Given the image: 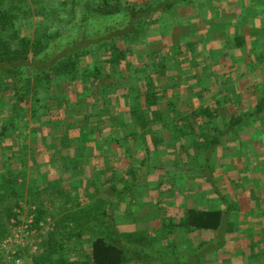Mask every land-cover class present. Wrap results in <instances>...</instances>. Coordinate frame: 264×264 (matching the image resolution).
Listing matches in <instances>:
<instances>
[{
    "label": "crops",
    "instance_id": "crops-1",
    "mask_svg": "<svg viewBox=\"0 0 264 264\" xmlns=\"http://www.w3.org/2000/svg\"><path fill=\"white\" fill-rule=\"evenodd\" d=\"M152 1L160 0H146ZM168 1L177 0H163ZM182 1L173 2L172 6L163 4L164 7L156 12L155 18L161 14L157 19L164 16V20L168 21H164L162 27L152 28L147 45H140L141 49L132 56V63L142 68L144 75L158 86L156 94L159 102L150 110L146 109L145 118L141 120L143 122L136 124L134 120L132 121L131 115L123 114L125 117L123 123L119 101L116 105L102 107L94 100H86L85 111L76 114L74 108L68 105L66 110V106L61 107L60 100L54 98L50 102L54 106L48 110V113H52L51 118H46L44 122H36L39 129L35 123L36 133L39 135L37 140L32 141L34 165L31 166L30 174L35 180L34 186L42 189V193H51L53 198V201L47 198L36 200L38 206L41 203L43 208L49 209L50 204L49 211L56 215L58 207L55 205H63L66 200L68 202L66 207L73 206V209L68 211L73 215L79 216L78 207L86 211L80 215L81 219L77 217L74 220L88 223L91 218L105 216L102 213L87 215L92 200L98 197L103 200L104 193L110 192L112 195L109 202L119 203L117 191L125 184L124 180L130 179V175H137L134 171L137 166H133V160L145 161L147 156L151 161H156L163 155L168 159L171 153L175 166L186 165L190 161H196V158L208 157L207 155L210 157L220 144L224 154L227 153L225 149L229 151L232 149V143L239 137L238 132L234 130L238 122L254 121L253 124H256V117L247 114L255 108H262L264 111V52L253 56L256 61L254 64L251 61L249 64L244 63L242 53H247L239 50L238 45L241 41H234V37L225 33L231 25H236L235 21L241 13L246 15L255 10L259 16H264V4L262 7H254V4L250 6V0ZM165 23H169V27ZM257 23L256 20L251 25H243V32L247 28L256 33L255 38H260L258 33H261L263 28L262 26L258 28ZM249 46L252 45H245L248 48ZM186 47L194 49L191 56L183 55ZM207 50L212 52V56ZM203 54H207L209 60H206ZM246 79L251 80L247 84L240 82ZM120 80L127 84L126 76L118 78V82ZM110 81V78H102L100 83L106 85ZM70 89L66 88L65 93H68L66 95H71ZM67 98L75 105L72 97ZM118 114L119 119L115 120ZM35 137L37 135L33 134L31 140ZM22 141L23 139L19 144ZM29 142H22L23 151L29 148ZM259 144L260 141L255 142L256 146ZM169 146H173L174 150L168 149ZM23 151L19 152L22 154ZM16 159L20 162V156ZM206 164L207 161L203 165ZM228 165L225 167L224 164L216 173L220 174L219 181L222 178L225 180V175L231 181V176L236 175L231 164L230 167ZM209 167L212 168V164L204 167L200 183L214 184L213 174L208 171ZM121 169L123 172H120ZM1 170L3 171V168H0V172ZM214 187L210 188L208 196L199 194L198 207L194 208L207 209L205 207L213 205L216 199L229 197L225 182L220 188L215 185ZM112 199L114 201H110ZM199 200L202 202L199 203ZM16 205L15 203L12 208ZM229 205L231 207L226 205L216 207L224 208L225 213L223 226L219 230L200 228L195 236L201 243H213L220 236H225L224 252L229 258L234 259L217 257L212 260L218 255L219 250L212 244L202 256L206 255L207 264H264V198L254 202L241 200L240 206H234V203ZM191 207L193 206L187 208ZM232 209L237 211L233 212ZM249 214H252V217L247 219L246 216ZM177 215L180 218L183 210L179 209ZM74 220L73 224L76 223ZM52 221L55 225L53 218ZM182 228L184 235L190 232L187 226ZM115 230L117 233L127 232L121 231L118 224ZM8 231L10 233V228ZM51 231L53 229L48 232ZM81 232L69 237L79 246L77 247L79 252L70 253L67 257L80 262L84 261L90 252L89 242L93 237L86 238L85 245L84 242L80 245L79 242L85 235L84 231ZM45 234L41 233L35 250L29 246L23 249L22 264H37L39 255L44 256L42 254L45 249H42V246L45 245L43 241ZM59 245L63 243H57L55 248L61 252ZM214 249L217 250L212 251ZM0 258L5 259V254L1 253ZM2 260L0 259V264ZM10 262L14 264L13 261ZM188 263L198 264L199 260L193 263L191 257Z\"/></svg>",
    "mask_w": 264,
    "mask_h": 264
},
{
    "label": "trees",
    "instance_id": "trees-1",
    "mask_svg": "<svg viewBox=\"0 0 264 264\" xmlns=\"http://www.w3.org/2000/svg\"><path fill=\"white\" fill-rule=\"evenodd\" d=\"M123 1L0 0V86H3L12 104L1 125L0 137L9 129L15 131L21 127L20 130H24V125L22 127L21 121L17 120L27 109L24 106L29 103L30 91L33 93L32 113L36 117L41 107L45 114L51 108L53 91L63 94L67 87L71 88L70 96L74 99L76 114L85 111L86 100H94L102 107L116 105L119 101L123 123V114L131 115L136 124L143 122L146 109L150 110L159 102L156 94L158 86L152 83L151 78L140 75L142 68L132 72L131 44L140 39L139 33L144 26L156 22L155 19L159 18H155L156 12L164 7V3L172 6L173 2L180 0L157 1L155 4L146 0L142 4ZM57 42H60L59 46ZM84 60L89 62L82 65ZM143 65L145 68V63ZM123 76L127 77L126 85L124 80L118 82V78ZM102 78H110L111 81L102 85ZM137 78L138 81L143 80L142 86L136 84ZM59 102L67 110L69 99L65 96ZM47 115L49 119L52 116ZM114 119L118 120L119 114ZM10 139L14 142V139L20 138L11 134ZM25 169L16 172L12 168L2 173L0 185L16 193L18 180ZM23 198L20 196L19 199ZM27 200L34 203L41 201L34 198ZM47 213L40 203L37 220L43 219ZM6 214L9 220L13 208H8ZM224 217L221 208L191 207L185 210L176 224L219 230ZM94 232L90 252L83 263L65 256L58 259V264H126L130 260V250L121 243L115 229L108 226L104 232ZM8 233L4 226L0 229V239ZM225 240L222 235L212 245L214 248L223 247Z\"/></svg>",
    "mask_w": 264,
    "mask_h": 264
},
{
    "label": "rangeland",
    "instance_id": "rangeland-1",
    "mask_svg": "<svg viewBox=\"0 0 264 264\" xmlns=\"http://www.w3.org/2000/svg\"><path fill=\"white\" fill-rule=\"evenodd\" d=\"M126 1L134 4H142L145 0H124L123 2ZM160 1L163 2V0ZM247 1L248 0H245V2ZM156 2L157 1H152L153 4ZM249 3L250 6L254 4V7H262L261 5L264 4V0H250ZM161 18L162 19H157L154 23H148L149 26H144L141 29L139 33L140 39H138L137 43L132 42L131 44V46L134 45L136 47H133V53L141 49H139L140 45H147L150 30H152V28L162 27L164 21H168L164 20V16ZM256 20L258 21V28L261 26L263 28V31L258 33L260 38H255L254 36L256 33L254 34L247 28H245L243 32V25H251ZM263 21L264 16H259V13L254 10L246 15L241 13L237 17V21H235L236 25H231L229 29H226V35L232 38L234 37V41H241L240 45H238L239 50L247 53H242L244 63L248 62L249 64L250 61L255 63L256 61L253 56H258L259 53L264 52ZM165 24L169 27V23ZM146 35L148 36L145 40ZM59 44L60 42H57V46H59ZM246 44L252 46L248 48L245 47ZM193 50V48L186 47L184 48L183 55L191 56ZM207 53L212 56V52L209 50H207ZM203 55L206 60H209L207 54ZM85 59L87 60V58ZM86 60H84L82 65H86L89 62ZM131 69L132 72L135 73L140 67L133 64ZM140 75L143 77L144 72L142 71ZM248 78H250V75H248ZM138 80V78L135 80L136 84L142 86L143 80ZM250 80L251 79H246L240 82L247 84ZM4 91L3 86H0V128L5 122L4 120L8 116L12 106ZM52 94L57 101L65 96L71 97L70 94L66 95L68 93L58 94V92L53 91ZM32 95L33 93L30 91L29 103L24 106L27 109L26 111L24 109L22 118L17 120L21 121L22 127L24 125V130H20L21 127L15 131L9 129L7 134H3L0 137V163L2 164L0 168H3V171L1 170L2 172H0V176L2 173H6L7 170L12 168L16 172L26 168L24 175L20 177L21 180H18V190L16 193L8 189L9 192L5 188V185H0V229H4V226H6L9 230V221L6 213L8 208L12 207L20 196L34 199L47 198V200L53 201L51 193H42V189L34 186L35 180L30 174L31 166L32 164L34 165V163H32L34 161L32 152L34 143H32V141L37 140L39 135L36 133L37 126V129H39V125L36 122H44L46 118H48V112L45 114L43 107L40 108L41 110L37 113L36 117L33 116ZM50 105L54 106L53 103ZM69 107L75 108L76 105L70 100ZM251 115L256 117V124H253L254 121L238 122V126L235 127L234 130L238 132L239 137L232 143V149L230 151L225 149L227 153L222 154L223 148L220 144L217 146L216 152H213L210 157L207 155L209 158H196V161H190L186 165L175 166L174 162H172L173 156L171 153L168 155V159L166 155H163L156 161H151L147 156L145 161L138 159L133 160V166H137V168L134 169L137 175H130V179L124 180L125 184L118 190L119 192L117 191V193H119V203L109 202L110 195H112L110 192L104 193L105 198L103 200L100 197L95 200L91 199L92 201L88 206L87 215L102 213L105 215L103 217L91 218V221L88 223H82L80 220L75 221L74 219L77 217L81 219L80 215L86 213V211L84 208L81 209V207H78L79 216L73 215L72 212H68L70 209H73V206L72 208L66 207L65 205L68 203L66 200L63 202V205H55L58 207V212L56 209V215H54L53 211L46 209L48 213L45 215H51L55 225L53 231H51L52 233L48 232L45 234L46 236L43 237L45 245L42 246V249H45V251L42 255L44 256L39 255L37 264H57V259H59L61 255L67 258L70 253L77 254L79 252L77 247L79 246L73 243V240L69 238L75 233L81 231L85 232L83 240L79 242L80 245L83 244V242L85 245L87 241L86 238H91L95 233L94 231L104 232L108 229V226L110 229H115L117 224L121 231H127H118L121 243L129 248L132 255L126 264H187L191 257H193V263L199 260V263L207 264L208 259L206 255L202 256V254L210 249L212 243H201L198 241L195 235L200 231V228H190V232L184 235L182 226L176 224L179 221L177 211L182 209L184 214L187 207H198L197 198H199V194L208 196L210 195L211 187L213 188L215 185L220 188L224 182L226 183L229 197H220L218 200L216 199L214 201L213 205L211 204L209 207L205 208L224 207L225 205L231 207L229 204L232 203H234V206H240L241 200L254 202L264 198V111L262 108H255L254 111L247 114V116ZM35 123L37 124L36 127ZM40 130H42L41 126ZM59 130H61V128H59ZM11 134L18 136L20 139H14L13 142L12 139H10ZM33 134L37 135V137L31 140ZM21 139H23L22 142L25 143L31 141L26 151H23L22 142L19 144ZM258 141H260V144L256 146L255 142ZM170 148L174 150L173 146L168 147V149ZM19 151H23V153L21 154ZM188 154H190V151H188ZM19 156L20 162L16 159ZM13 160L15 164L12 163ZM206 161L207 164L204 166L203 164H205ZM210 164H212V168L209 167L210 169H208V171L213 174V186L200 183L202 179L201 174L204 173V167H208ZM224 164L225 167L227 164H229L228 167H230L231 164L232 170L236 174L235 176H231V181L228 177H225L226 175L224 176L225 180L222 178V180L219 181L218 179V175L220 174L216 173H218V170L220 167L224 166ZM120 172H123V170L121 169ZM117 193L114 194L116 195ZM110 201L114 200L112 199ZM201 202L202 201L199 200V203ZM74 205L78 206L75 203ZM232 210L233 212L237 211L236 209ZM58 214L59 218H57ZM251 217L252 214L246 216L247 219ZM72 220L76 223L73 224ZM60 242L63 243L61 252L57 251L55 248L56 244ZM89 243L91 246V239ZM64 248L65 250H63ZM217 249H219L217 251L218 255L214 256L212 260L217 257L221 259H234L228 257L223 247ZM0 259L2 260L3 258ZM1 264H12V262L5 258L2 260Z\"/></svg>",
    "mask_w": 264,
    "mask_h": 264
},
{
    "label": "built area",
    "instance_id": "built-area-1",
    "mask_svg": "<svg viewBox=\"0 0 264 264\" xmlns=\"http://www.w3.org/2000/svg\"><path fill=\"white\" fill-rule=\"evenodd\" d=\"M49 210L51 205L48 204ZM38 205L27 199L20 200L13 208V215L9 220L10 233L0 239V256L5 254L6 259L14 264H22L23 249L37 248L41 233H47L54 228L51 215L37 220Z\"/></svg>",
    "mask_w": 264,
    "mask_h": 264
}]
</instances>
